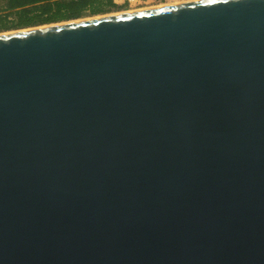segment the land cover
<instances>
[{"label":"water","instance_id":"obj_1","mask_svg":"<svg viewBox=\"0 0 264 264\" xmlns=\"http://www.w3.org/2000/svg\"><path fill=\"white\" fill-rule=\"evenodd\" d=\"M0 264H264V0L0 32Z\"/></svg>","mask_w":264,"mask_h":264},{"label":"trees","instance_id":"obj_2","mask_svg":"<svg viewBox=\"0 0 264 264\" xmlns=\"http://www.w3.org/2000/svg\"><path fill=\"white\" fill-rule=\"evenodd\" d=\"M118 7L113 0H4L0 31L80 18ZM11 17V18H9Z\"/></svg>","mask_w":264,"mask_h":264},{"label":"rangeland","instance_id":"obj_3","mask_svg":"<svg viewBox=\"0 0 264 264\" xmlns=\"http://www.w3.org/2000/svg\"><path fill=\"white\" fill-rule=\"evenodd\" d=\"M147 2L144 3H137V1H134L132 5H128L127 1L125 2L124 0L118 1V7H113L110 10L103 12V13H98V14H84L80 18H87V17H93V16H98V15H105V14H112V13H117V12H122V11H129V10H135V9H141L145 7H151V6H156V5H162V4H168L169 0H146ZM186 1V0H185ZM4 3V0H0V14H5L7 10H3L1 8V5ZM174 3V2H173ZM11 18V17H9ZM53 23V22H51ZM48 24V23H44ZM42 25V24H39ZM37 26V25H35ZM30 27V26H28ZM27 28V27H23ZM23 28H16V29H23ZM9 30H15V29H9ZM9 30H3V31H9ZM0 31V32H3Z\"/></svg>","mask_w":264,"mask_h":264},{"label":"built area","instance_id":"obj_4","mask_svg":"<svg viewBox=\"0 0 264 264\" xmlns=\"http://www.w3.org/2000/svg\"><path fill=\"white\" fill-rule=\"evenodd\" d=\"M113 1L115 2V4L118 5V1H120V0H113ZM126 1H127L128 5H132V3H133L134 1H137V3H141L140 0H126Z\"/></svg>","mask_w":264,"mask_h":264},{"label":"bare ground","instance_id":"obj_5","mask_svg":"<svg viewBox=\"0 0 264 264\" xmlns=\"http://www.w3.org/2000/svg\"><path fill=\"white\" fill-rule=\"evenodd\" d=\"M180 1H185V0H169V2H167V3H173V2L176 3V2H180Z\"/></svg>","mask_w":264,"mask_h":264},{"label":"flooded vegetation","instance_id":"obj_6","mask_svg":"<svg viewBox=\"0 0 264 264\" xmlns=\"http://www.w3.org/2000/svg\"><path fill=\"white\" fill-rule=\"evenodd\" d=\"M124 1L126 2V0H124ZM140 1H141V3H144V4L147 2L146 0H140Z\"/></svg>","mask_w":264,"mask_h":264}]
</instances>
